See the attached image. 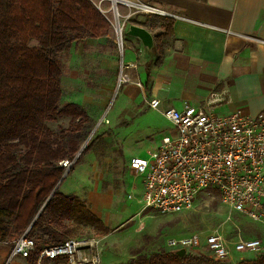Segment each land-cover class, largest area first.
Segmentation results:
<instances>
[{"label": "trees", "instance_id": "trees-1", "mask_svg": "<svg viewBox=\"0 0 264 264\" xmlns=\"http://www.w3.org/2000/svg\"><path fill=\"white\" fill-rule=\"evenodd\" d=\"M130 23L151 32L161 30L154 37L159 63L172 36V21L148 14L143 21ZM110 29L89 0H0V242L12 246L28 229L35 252L25 259L27 264H36L40 250L70 240L77 229L110 232L78 196L61 193L59 186L55 189L65 172L59 163L73 162L70 174L98 140H90L77 156L90 120L75 104L59 105L58 57L77 37L98 38ZM61 117L70 119L69 127L55 134L47 123ZM122 264H264V253L220 262L164 250L137 254Z\"/></svg>", "mask_w": 264, "mask_h": 264}, {"label": "crops", "instance_id": "crops-1", "mask_svg": "<svg viewBox=\"0 0 264 264\" xmlns=\"http://www.w3.org/2000/svg\"><path fill=\"white\" fill-rule=\"evenodd\" d=\"M136 1L170 14L160 15L172 21V36L165 43L162 60L156 63L155 54H147L140 42L127 37L121 63L132 83L122 85L117 95L114 87L110 95V84L116 78L119 57L109 41V34L98 38L89 37L95 45H100V58L91 63L96 70L93 76L95 84L92 87L87 85L91 89H86L82 94L69 93L70 101L67 104H75L83 109L90 123L102 122L105 125L101 127L113 129L117 138L121 131L135 132L134 145L151 140L142 134L146 114L157 113L164 118V110L173 108L181 111L185 103L199 107L210 101L212 110L217 115L240 110L255 117L264 112V0ZM145 16L134 20L141 22ZM149 32L155 37L161 30ZM87 79L90 77L87 76ZM78 81V77H75L71 83ZM98 83L102 85L98 86ZM72 87L74 86L70 85ZM146 98L147 102L158 101V109L149 108L144 102ZM112 99H115V104L104 116ZM113 109L114 113L110 116ZM122 114L128 122L118 125L115 120ZM169 125L172 136L174 130L170 123ZM96 138L98 140L93 149L79 162L100 151L106 133L97 134L93 139ZM162 139L156 145L152 143V150L160 145ZM122 141L120 139V162L123 163V183L126 199L129 201L127 207L134 213L149 212L143 210L141 179L130 172L128 164L132 158H144L150 152H142L126 159ZM128 147L133 148L132 145ZM63 194L70 195L65 192ZM87 206L107 228L110 219L115 218L103 202L88 200ZM255 238L262 240L257 236L244 239ZM233 241L231 238L229 243ZM261 246L263 249L262 241ZM11 248L8 243L0 242V264L7 263ZM242 256L244 254L232 251L230 262ZM8 264L27 262L14 257Z\"/></svg>", "mask_w": 264, "mask_h": 264}, {"label": "built area", "instance_id": "built-area-1", "mask_svg": "<svg viewBox=\"0 0 264 264\" xmlns=\"http://www.w3.org/2000/svg\"><path fill=\"white\" fill-rule=\"evenodd\" d=\"M133 2L150 14L170 15ZM120 24L112 23L119 48L124 27ZM128 82L127 75L119 73L117 87ZM211 104L209 101L196 107L185 103L181 111L164 110L162 115L172 125L174 134L164 137L146 157L129 161L130 172L142 182L143 210L160 216L177 215L190 211L202 194H216L229 215L238 214L264 228V112L255 117L240 110L217 115ZM149 106L157 110L159 102L152 100ZM72 164L68 160L59 163L65 172ZM27 232L28 229L13 242L6 264L14 257L25 260L35 252L34 241L27 237ZM165 247L169 252L184 249L186 253L220 262L230 261L232 251L256 254L262 250L259 239L239 238L229 243L219 229L170 238ZM43 261L101 264L99 241L70 239L45 247L38 252L36 264Z\"/></svg>", "mask_w": 264, "mask_h": 264}, {"label": "rangeland", "instance_id": "rangeland-1", "mask_svg": "<svg viewBox=\"0 0 264 264\" xmlns=\"http://www.w3.org/2000/svg\"><path fill=\"white\" fill-rule=\"evenodd\" d=\"M98 10L104 11L100 14L111 25L108 32L109 41L114 45L119 57L116 78L110 84V95L112 89L116 88V95L120 87L125 84L132 83L131 78L126 72V68L122 65V53L126 51L125 46V31L131 24L130 20L144 15L150 14L146 10L134 7H126L121 4H115L113 7L119 14L118 21L112 13V2L108 0H89ZM135 1V0H130ZM114 12V11H113ZM124 24L122 33V46L118 47L117 36L113 30L112 23ZM100 45H95L87 36L77 37L70 48L59 55L58 60L62 69V97L59 102L60 106L67 104L69 93L76 92L82 94L86 89H91L95 68L91 66L93 60L100 58ZM119 73L127 75L130 82L120 83L118 86ZM87 76L90 79H87ZM75 77H78L77 83H71ZM70 85L74 86L70 88ZM102 84L98 83V86ZM109 95V98L111 97ZM148 99H144L147 103ZM105 110L104 116L109 109L115 104V99H112ZM113 109L110 116L114 113ZM145 127L142 132L144 137L151 140L144 141L134 145L135 132L121 131L118 138L115 131L109 127H101L102 122H93L88 124V136L82 143L83 148L95 135L106 133L100 151L93 155L85 157L81 162L74 166L73 171L65 173L59 184L61 193L77 195L86 205L88 200L100 201L107 204L106 209L111 212L115 218H111L109 222L110 232L106 235H101L90 228H81L75 230L71 239H96L99 241V251L101 254V264H122L127 262L137 254L150 255L154 252L164 251L165 242L170 238H181L195 234H205L212 230L219 229V234L228 241L232 238L237 240L246 237L257 236L262 238L264 253V228L260 225L238 215H229L225 206L220 203L216 194H202L196 200L193 208L188 212H183L177 215L160 216L153 212H131L127 207L129 202L126 199V191L123 183V163L120 162V139L125 147V158L128 159L133 155L142 152H152L153 142L156 145L163 137L170 136L169 123L157 113L146 114ZM70 119L66 117L57 118L53 122H48L47 127L58 134L60 130L69 127ZM128 122L124 114L115 123L124 124ZM97 124V125H96ZM118 124V125H119ZM96 125V126H95ZM101 127V128H100ZM108 128V129H106ZM132 145L133 148H129ZM129 148V150H126ZM72 166V165H71ZM68 174V175H67ZM77 193V194H76ZM125 197V199H124ZM109 203V207H108ZM123 208V209H122ZM122 209V211H121ZM170 251V250H169ZM244 256H248L245 253Z\"/></svg>", "mask_w": 264, "mask_h": 264}, {"label": "water", "instance_id": "water-1", "mask_svg": "<svg viewBox=\"0 0 264 264\" xmlns=\"http://www.w3.org/2000/svg\"><path fill=\"white\" fill-rule=\"evenodd\" d=\"M125 36L140 42L143 49L145 50L147 54H151V55L155 54L154 37L147 29L141 26L135 25V24H130L125 31ZM82 149L83 148H81V150ZM65 173L66 172H64L63 176L61 177V180L63 179ZM61 180L58 182L55 189L59 186ZM171 253H174L175 255L179 257H183L186 254L184 249L175 250V251H172Z\"/></svg>", "mask_w": 264, "mask_h": 264}, {"label": "bare ground", "instance_id": "bare-ground-1", "mask_svg": "<svg viewBox=\"0 0 264 264\" xmlns=\"http://www.w3.org/2000/svg\"><path fill=\"white\" fill-rule=\"evenodd\" d=\"M108 1H111L113 3L112 4V8H113V11H114L113 13H114V18H115L116 21H118L119 14L117 13V11H115V8L113 7L114 4H121V5H124L126 7H134V8H139V6H140L136 2H132L130 0H108ZM116 21H115V23H116ZM120 26H121V24H120ZM117 32L119 34V29H117Z\"/></svg>", "mask_w": 264, "mask_h": 264}]
</instances>
